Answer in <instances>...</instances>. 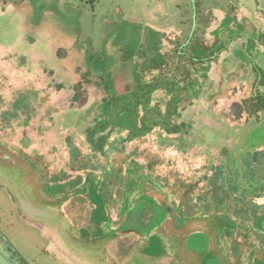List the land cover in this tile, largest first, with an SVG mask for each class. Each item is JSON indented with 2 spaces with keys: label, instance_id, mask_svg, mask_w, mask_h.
<instances>
[{
  "label": "rangeland",
  "instance_id": "374dc122",
  "mask_svg": "<svg viewBox=\"0 0 264 264\" xmlns=\"http://www.w3.org/2000/svg\"><path fill=\"white\" fill-rule=\"evenodd\" d=\"M196 6L201 20L210 21V32L205 33L209 45L214 39L208 33L214 30V34H222L225 44L234 41L201 73L195 71L191 61L176 58L178 45L188 33H198L203 24L197 22ZM231 22L236 23L234 27ZM162 42L167 63L163 74H175L182 83L185 76L196 80L190 99L180 108V127L177 131L156 129L145 134L144 129L123 120L132 124V129L125 128L124 136L134 131L143 137L135 142L112 137L104 161L116 163L118 152L128 155L136 142H141L139 146L148 154L134 159L144 164L157 160L158 166H164L160 173H169L168 178L174 177V172L186 181L188 177L200 178L197 196L212 192L205 179L217 174L215 187L220 196L216 201H228L218 212L240 226L239 237L226 231L229 236L224 238L227 248L223 251L229 253V263L247 264L244 234L252 222L245 220V214L250 209L251 216L257 211L264 213V193L255 195L250 188V183L264 185V156H258L264 154V117L258 125L262 127L256 148L243 155L248 134L257 124L247 126V114L240 113L239 106L255 96L258 74L254 67L264 77V0H0V55L5 58H0V264H189L181 260L185 250L159 237H186L176 232L171 219L148 234L147 240L129 232L121 235L131 230L135 215L107 236L97 227L80 232L78 228L89 223L92 215L87 200L75 197L68 202L64 196L73 184L58 181L65 176L49 171L41 156L46 154L52 170L67 174L69 161L87 168L81 159L69 157L76 153L78 143V157L95 154L87 136L96 127L94 117L104 91L102 81L94 78L87 82L80 71H90L93 66L111 67L118 74L116 90L123 93L143 62L138 52L146 51L155 58ZM131 54L135 55L133 59L127 57ZM159 75H146V82ZM49 79L48 91L44 85ZM260 84L256 93L264 94ZM101 136L97 135L95 142ZM32 149L38 154L31 153ZM224 164L227 169L221 168ZM235 169H241L238 191L231 180ZM84 175L92 177L86 171ZM143 183L147 194L153 195L155 189ZM86 192L82 187L74 194L81 198ZM120 192L115 189V199ZM87 198L100 208L94 211L96 224V218L104 217L105 207L111 218L107 231L115 229L122 204L113 206L106 196ZM156 199L161 201L160 197ZM208 199L207 194L203 196V200ZM68 218L76 225L75 230H68ZM144 223L143 231L148 229ZM205 227L204 222H192L184 228L193 231ZM155 234L159 236L151 239ZM212 237L205 230L188 236L187 249L201 255L198 264H222L208 252Z\"/></svg>",
  "mask_w": 264,
  "mask_h": 264
},
{
  "label": "flooded vegetation",
  "instance_id": "af4514ba",
  "mask_svg": "<svg viewBox=\"0 0 264 264\" xmlns=\"http://www.w3.org/2000/svg\"><path fill=\"white\" fill-rule=\"evenodd\" d=\"M201 10H202V8H201ZM195 14L197 15V22H199L201 24L203 23L201 25L200 29H199V32H201L204 35L200 36L199 35V32L197 33V30H196L195 33H194V35L191 37L192 38L191 41H192L193 45H195L196 48H197L196 51H194V53L199 58L205 56L206 54L211 56L212 53L213 54L215 53L214 56L211 59L207 60V61H204V62L199 61V62L194 63L195 66H196L195 67L196 68L195 71L199 73L200 71L201 72L207 71L211 67V65L213 64V62L217 60V58L219 57V55H221L222 53L226 52L227 49H228V47H229V44L231 42H234V41H230V42H227L225 44V42L221 38L222 37V34H219V35H217L218 33L214 34V32H215V30H214L212 32V34L211 33H208V37L214 39V43L212 45H209L208 42H207V40H206V38H205V36L207 37V35L205 33L206 32H210V27H211V24L209 23L210 21L208 19V21H205V23H204L203 20H201V17H200L201 16V12L199 11L198 6H196ZM235 22L238 23L239 21L237 20ZM241 23L242 22H240V24ZM232 24L233 23L231 22L230 26H232ZM235 24H233V27L235 26ZM197 29H198V25H197ZM188 35H189V33H188ZM188 35L184 39V41L178 45V47L176 49V50L179 51L178 54H176L177 55V57H176L177 59H179L180 56L185 57L184 52H182L183 51V48L181 46L186 41V39L189 38ZM167 37H168V35H166V38ZM237 37L238 38H243V37H240V36H237ZM237 40H240V39H237ZM242 41H240V42H242ZM163 43L164 42H162V45L160 44V46L157 47V51H156V57L157 58L156 57L155 58L152 57L151 54L148 53V52H146V51H142L141 50V51L138 52L139 59L142 58L143 62L141 63V65L139 67L137 66V68H136L137 71L135 72L134 76L131 78V80H132L131 84L128 86V88H126V91L123 92V93H119L116 90V76H118V74L116 73V71H113L111 67H108L107 70H106L107 74L109 73L111 75L110 76V80L112 81V84H113V88L111 90H108L107 89V84H106V82L103 79V74L104 73H101L100 68H98V67L96 68L97 69V72H95L92 69H90V71H87V72L86 71H84V72L80 71L82 77L87 82L92 81V79H94V78H96L95 79L96 81H98V80L102 81L101 85H102V89L104 91V94H103V101L97 107L98 108L97 112L99 111V113H98L97 116L95 115V117H94L95 122H96V127H99V126H101L102 128H105L106 127V124H108L109 120L111 119L110 118V115L108 114V113H110V111L107 110V109H105L106 104L110 101L112 95H115V96H124L127 93H129L130 91H132L133 90V87L135 86V82H136L135 80H136V74L137 73L139 74V76H140V78H141V80H142V82L144 84L149 83V82H146L145 76L146 75H153V73H156V72H158L160 74L159 76H157V78H159V77L168 78L167 75H164L163 74V72H164L163 70L165 68V65L167 64L166 61H165L164 52H163L164 51V45H163ZM203 46H205L206 48H208L207 53L202 49ZM220 48H223V51H221L217 55V51ZM127 57H130V59H133L135 57V55L134 54H131L130 56L127 55ZM186 57L188 58L189 56L186 55ZM0 58L2 59L3 57L0 55ZM3 59L5 61V58H3ZM154 60H156V66L159 68L157 70H152V68H153L152 63H153ZM157 60H159L161 62H159ZM254 68H255L256 73L258 74L257 77H256V80H258L257 81V85L255 86V88L257 87V90H258V88H259L258 87L259 82L262 83V84H260L261 86H264V77H263L262 71H260L257 67H254ZM180 70H181V68H180ZM62 74L64 75V73H62ZM52 79H49L50 82L47 83L46 85H44L47 88V90H48V87L51 85ZM56 79L58 80V78H56ZM155 79L156 78L153 76V80L150 81V82H153ZM195 82H196V80L194 81L193 86L195 85ZM257 90L255 91V96L253 98H250V100H247V102L243 106L242 105L239 106L240 113H242V114L243 113H246L247 114L246 115L247 120H244L246 122V125L247 126H250L252 124H257V126H255L250 131V133L248 134V137H247L248 140L246 139L247 140L246 147L247 146L248 147L246 149L245 148V145H244L245 152H243L244 153L243 155H245L247 153V151L254 150L256 148V146H257L256 145L257 144L256 141L257 140H260L259 136L257 137L254 134L255 133L258 134L259 131H260V129H261V127H262V126L260 127L258 125L261 124L262 121H263L262 119L264 117V109L261 108V105H259V102L263 101L264 94L262 92H259V91H258V93H256ZM50 97H51V95L49 96V98ZM49 98H48V100H49ZM159 98H161V97H159ZM252 101L255 102V103H253ZM164 103L166 104V102H164ZM160 104H163V103H160ZM253 104L257 108V113L256 114L251 110L253 108V106H254ZM123 120H117V123L118 122H123ZM235 120H237V118ZM240 120L243 121V119H240ZM252 120H254L255 123H252ZM96 127H94V128H96ZM125 130L126 129H120V128H116V127L110 126L109 128L106 127L105 130L103 129L102 131H99L98 133H96V135L93 134V130H92L91 131L92 134H90L89 136H87V140H88L89 143H92L91 140H90V138L96 137L97 135L102 134L101 137H105V136L107 137L108 140H107V143L106 144L109 145L110 139L112 137L119 138L120 141L132 139L134 142H135V139L140 138V137H143V136H138V134L135 133L134 131L133 132L131 131V132L128 133L129 135L124 136L123 133L125 132ZM144 133L145 134H148L145 131H144ZM252 136L254 138H252ZM261 139H264V137L262 136ZM140 143L141 142H136V144L134 146L132 145L133 147L130 149V153H128V155H125V153H123V152H118L119 155H120V158L118 159V161L116 163L114 162V163H111V164H110V162L109 163H106L104 161L105 158H108V157H106L107 154H106V151H105V149L107 148V145L104 147V151H103V150H100V149H95V146H94L95 143L94 144L92 143L91 144L92 145L91 150L96 155L93 154V156L89 157V155L87 154L86 157H81L80 158V157H78L80 155L78 150H79V147L81 149V144L78 143L77 148H76L77 149L76 153L73 156L69 157V160L72 159V158H74V159H76V158L81 159L80 160L81 163L84 164V165H86V166H88L87 168H89V169L88 170H87V168L82 169V168L79 167L80 165L79 166L72 165L70 163V161H69L68 168H67V170L69 171L68 174H67L66 171L65 172H62L61 169H59V170L58 169L57 170H52L50 168V165L51 164L48 163V157L46 156V154L45 155H41L45 159L47 165L49 166V171H52V172L53 171H56L60 175L63 174L65 176L64 182L68 183L69 181L74 180L77 177H81V182L82 183H81L80 187L77 188V189H75V190H73V191H71V190L68 191V193L64 196V197L68 198V202L70 200H74L75 197L78 198V199H81V200L86 199L87 202H88L87 203L88 204V207H90L89 208V211H91L92 215H90L91 218L88 221L89 223H85V224L81 225L80 228H78L80 232L85 231V230H88V227H97L100 230H102L103 232H105V235L106 236L107 235H110L111 233H114L115 230L118 229L119 226H120V224L122 223V217H120L121 216L120 213H121L122 209L123 208L126 209V208H129V207H132L135 202L139 201V199L142 198V196H143L142 194H140L141 191H143L146 194L145 196L150 197V198L158 201L156 199V197L159 196V193L158 192L160 190L158 189V186L157 187L155 186L156 185L155 183H157V181L154 180L152 174L150 175L151 172L149 171V167L152 166L153 163L152 162H148L146 160V164H144V163L139 162L138 159H134L133 158V156L139 157V155H142V156H144V158H146V155L148 154L147 150L141 149V146H139ZM91 145H89V146H91ZM33 152L34 153H37V149H32V152L31 153H33ZM99 152H100V154H99ZM90 153H91V151H90ZM101 154H103V156H101ZM129 156H130V160L128 158ZM116 160H117V156H116ZM123 160H125L124 163L122 162ZM158 165L159 164L156 163L153 166L155 168V173L158 176H161L162 177L161 181L163 182L164 179H166V178L167 179H170V178H168L169 177V173L167 174V173H165L163 171H162L163 173H160L161 172L160 169H162L164 166H161V165L158 166ZM220 166H222L221 168L227 169L226 168L227 166L225 164L224 165H220ZM119 168H121V170ZM136 169H138L137 170L138 172L137 173H133ZM118 170L121 171V173L119 175V176H121V178L120 179L119 178L118 179H111L110 177L117 175ZM85 171L91 173V175H92L91 179L88 176L84 175V172ZM103 171L108 172L109 175L107 177H105V174H104ZM127 171H130L131 174H130V172L127 173ZM74 172H77V173H74ZM79 172H81V174ZM229 172H231V171H229ZM110 174L112 176H110ZM149 176H151V178ZM207 177L208 178L210 177L209 180H208L209 181L208 184H210L209 187H210V189L212 191V189H213L212 187L214 185L212 184V180H210V179L213 178V176H207ZM126 178L127 179L128 178L136 179L141 184V188L139 190L138 189H134V190L131 191L132 192L131 193V196L127 200H126V195L124 193L125 187H126L125 184L127 183V179ZM193 178H195L197 180H200V178H197V177H193ZM180 180L181 181H185V180H182V179H180ZM144 181L148 185L152 186V188L155 189L153 195L147 194V190H145V188H144V183H143ZM95 183L99 184V186H95ZM82 187H86L87 188V192L85 194H83V195L81 194V198H79V195L74 194V193H76V191L78 189H81ZM115 189H118V191H119V189L121 190L120 194H118V199H115L116 198V195L114 193L115 192ZM94 191H96V193ZM209 191L204 192V194L202 196H200V195L197 196V194H195V195H196V197H199L200 196L201 199H203V196L204 195H206V194L209 195L210 194ZM117 193H119V192H117ZM71 194H74V195L73 196H70ZM90 195H92V196L93 195L99 196L100 198L103 197V196H106L108 198V201H110L113 204V206L115 205L114 203H117V202H118V205L117 206H120V203L122 204L121 207H119L120 208V210H119V218L117 220L118 222H116L118 224V226L115 229L110 230L109 232L107 231L108 230L107 227H110V225H111V218L109 217L108 210H106L105 207L103 208L104 217L100 218V216H99V218H96L97 220H99L97 222L98 224H96V220L94 219V211L97 212L100 208L98 206H96L94 203H92V201H90V199L87 198V196H90ZM132 198H135V200H132ZM113 199H115V200L113 201ZM210 199L211 198L209 196V199L208 200H202V201L203 202H208V201H210ZM202 203H201V205H202ZM130 204H132V205L130 206ZM164 205H165L166 210H167V216H166V219L163 221V223H166V221H168V219L169 220L171 219L173 221L172 223H173V226H174V229L176 230V232L179 233L181 231V233L186 234V237H182L181 239H179V238H176V237H171L170 238L169 236H162V235L159 236V235L155 234L153 236H150L151 239H153V237H158L159 236L161 238H164V240L170 241V243H172L170 245H175V246L180 247L183 250H185V256L189 254V257L186 258V259H184L185 256L183 255L182 257H184V258H181V260L183 259L184 262L189 263V264H198V261L201 259V255L199 256L197 254L190 253V251L187 249L188 236L193 231L194 232L195 231H202V230L203 231L204 230L205 231H209L213 235V237L211 238V244L209 246L208 252H210V254H213V256H216V258H219L218 257L219 255L217 256V252L220 250V248L216 245V243L214 241L215 240V236L217 235L218 230H220L219 229L220 227L216 225L217 222H218L217 220H215V219L207 220V219H205V217H201V218H199L197 220H183L178 214H176L170 208L169 204L165 203ZM104 209L106 210V212H105ZM148 209H150L149 206H148ZM151 216H152V211L151 210H148V212L145 215V222H146L145 224H147V221H148V219ZM174 217H176V219H178L179 222L175 223V221H174L175 218ZM129 220H130V218H129ZM108 221H110V222H108ZM192 222H197V223L204 222L206 227L204 229H196V230H193V231H189L187 228H184V227H187V226L189 227ZM91 223H92V225H97V226H92ZM163 223H162L161 227L163 226ZM211 223L213 225H211ZM103 224H105V226ZM75 226H76L75 224H72V221L70 220V218H68V230L69 229L75 230L76 229ZM70 227H72V228H70ZM154 230H156V229H154ZM154 230H151L149 233H145V234H142V235L138 234L136 231H125L124 233H121V235L122 234L124 235V234H126V233L129 232L130 234H135V235L139 236V238H142V239L145 238V240H147V237L146 236L148 234L152 233ZM117 231H119V229ZM257 256H258V252L256 250V253L253 255V258L254 259H257L258 258ZM209 257L210 256H207L206 258H209ZM254 261H252V264H261L258 261H255V262ZM174 262H175V260H174ZM203 264H205V263H203Z\"/></svg>",
  "mask_w": 264,
  "mask_h": 264
},
{
  "label": "trees",
  "instance_id": "16d2710c",
  "mask_svg": "<svg viewBox=\"0 0 264 264\" xmlns=\"http://www.w3.org/2000/svg\"><path fill=\"white\" fill-rule=\"evenodd\" d=\"M195 32L189 33V38L186 39V41L182 44V48L185 57L180 56V58H184L185 61H191V63L196 62H204L209 59H211L214 54L212 53L210 55H205L201 58H199L194 51H196V46L192 43V36ZM180 47V46H179ZM202 49L207 53L208 48L205 46L202 47ZM223 51V48H220L217 51V55ZM178 50H176V54H178ZM189 56L188 58L186 57ZM179 56V55H178ZM216 56V55H215ZM159 61V60H157ZM161 62V61H159ZM152 70L159 69L156 66V60L152 63ZM97 67L93 66L92 70L97 72ZM101 73L103 74V79L107 84V89L111 90L113 88L112 81L110 80V74L106 72L107 68H100ZM177 75L168 76V78L159 77L156 78L153 82H149L147 84H144L139 76V74H136V82L135 86L133 87V90L127 93L124 96H115L112 95L110 101L106 104L105 109L109 110L110 113V120L108 124H106V127L109 128L110 126L125 129L127 127L132 126L134 124L135 127L139 129H144L145 132L149 133L156 129L169 131L173 129V131H177L180 127V124L177 123V119L180 118V108L182 107L183 103L188 101L190 99V92L193 87L194 81L190 78L185 76V80L177 81L176 78ZM188 78V80H187ZM161 97V98H159ZM162 101V102H161ZM166 102V104L164 103ZM163 103V104H160ZM254 105V104H253ZM252 105V106H253ZM259 105H261V108L264 109V98L263 101L259 102ZM164 108V109H162ZM255 114L257 113V108L254 105L251 109ZM128 120L132 124H124V122H118L117 120ZM185 125V124H184ZM183 125V126H184ZM101 126L96 127L93 129V134L96 135L99 131H102L103 129ZM254 135H257L255 133ZM253 135V136H254ZM252 136V138H254ZM91 142L94 144L95 149H100L104 151V147L107 145V137H101L98 142H95V137L90 138ZM100 143V144H98ZM251 152V151H247ZM263 157L264 154L258 155ZM152 166L149 167V171L151 172L154 180L157 181L155 183L156 187L158 186V189L160 190L159 196L161 198V201H156L150 197L145 196L146 194L141 191L140 194H142V198L139 199V201L135 202L132 207L122 209L120 213V217H122V223L120 225L127 224L128 217L130 218L132 216H136L135 220L132 218L133 222L130 224V231H136L138 234L142 235L145 233H149L151 230L160 228L163 221L166 219L167 216V210L165 207V203L169 204L170 208L178 214L183 220H197L201 217H205L207 220L215 219L219 222V229L217 232V235L215 236V243L220 248V250L217 252L218 259L221 260L222 264H228L229 261V253L227 255L224 254L223 248H227V246L224 245V238L225 236H229L226 231L231 232V236L236 238L239 237V230L240 226L234 225L231 222V218L229 216H226L223 213L218 212L220 207L226 202V198H223L220 203H217L216 199L218 196H220L218 187H215V180L216 175L213 176L210 180H212V184L214 185L212 188V192L208 196L213 199V201L203 202L201 197H196L195 192L201 185L200 180L195 181L197 179L193 177H189L188 181H181L176 173H174V177L170 179H164L162 182L161 176H158L155 173L154 164L157 163V160H152ZM121 170V168H119ZM118 170L116 176H112L110 174L111 179H120L121 171ZM138 169H136L133 173H137ZM241 170V169H240ZM240 170H234L232 171V176L234 175V178L231 179L234 182V185L232 186L236 189L238 186V178L237 175L240 174ZM225 171V170H223ZM236 171V172H235ZM105 174V177H107L109 174L106 171H103ZM130 171H127L129 173ZM219 170H217V173ZM131 174V172H130ZM232 176L230 178H232ZM64 177L60 178V182H64ZM127 179V178H126ZM205 179V178H204ZM206 181L209 180V178L205 179ZM81 177H77L74 180H71L68 182V184H73L71 186V189L69 188L68 191H73L80 187L81 183ZM128 183V184H127ZM127 183L125 184V195L126 200L131 196V191L134 189H140L141 184L138 182V180L133 178H128ZM208 184L207 186H209ZM212 186V185H211ZM252 187V193L255 195H260L264 193V190L260 191L264 187V185L260 186L259 184H251L250 188ZM131 189V190H130ZM241 190V189H240ZM235 191H238L237 189ZM243 193V191H242ZM203 202V203H202ZM202 203V205H201ZM215 204V206L213 205ZM217 204V205H216ZM148 205L150 209H148ZM195 205V206H194ZM198 206V207H197ZM215 207V210L213 208ZM148 210L152 211V216L148 219L147 223V230L143 231L142 226L145 222V219L143 218ZM143 218V222H140L139 218ZM126 218V219H125ZM245 220H249L252 222L251 226H247L246 232L244 234V239H246V243L248 244L246 247V258L247 264H252V261H258L261 264H264V213L261 211H257V214L253 213L251 216V209L246 212L245 214ZM145 225V223H144ZM255 230V231H254ZM252 231H254L252 233ZM155 237H153L154 239ZM256 250L258 252V256L260 258L254 259L253 255L256 253ZM239 253L236 252L235 258L238 260ZM257 258V257H256ZM254 261V262H255ZM231 264V262L229 263ZM233 264H235V261H233Z\"/></svg>",
  "mask_w": 264,
  "mask_h": 264
},
{
  "label": "water",
  "instance_id": "95a60500",
  "mask_svg": "<svg viewBox=\"0 0 264 264\" xmlns=\"http://www.w3.org/2000/svg\"><path fill=\"white\" fill-rule=\"evenodd\" d=\"M172 213V212H171ZM175 219H174V221H175V223H177V222H179V220L178 219H176V217H174Z\"/></svg>",
  "mask_w": 264,
  "mask_h": 264
}]
</instances>
